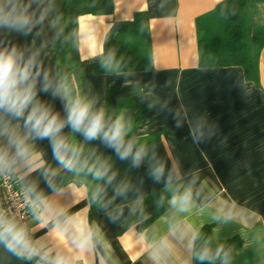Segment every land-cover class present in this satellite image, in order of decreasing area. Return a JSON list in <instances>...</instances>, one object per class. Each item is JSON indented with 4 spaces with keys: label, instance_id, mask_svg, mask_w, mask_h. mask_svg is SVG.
I'll use <instances>...</instances> for the list:
<instances>
[{
    "label": "crops",
    "instance_id": "obj_1",
    "mask_svg": "<svg viewBox=\"0 0 264 264\" xmlns=\"http://www.w3.org/2000/svg\"><path fill=\"white\" fill-rule=\"evenodd\" d=\"M51 0H17L31 17L28 28L12 31L0 28V51L13 47L25 60L35 56L42 72L49 73L53 87L61 80L57 74L54 19ZM222 0H112L110 14H82L78 17V52L82 64L100 61V55L81 60L87 48L99 51L114 21L133 19L144 11L148 18L152 68L149 70L89 73L82 77L84 98L105 106L108 88L114 90L136 84L142 109L131 139L143 147L145 156L139 167L131 159L120 160L98 140L90 151L109 158L115 177L106 185L107 197L90 215V223L100 227L108 248L98 247L93 264L102 255L105 264H192L193 236L209 225L218 242L238 237L234 256L219 264H264V46L258 60L259 85L246 80L241 66H200L198 64L195 19ZM254 25L264 23V5L253 6ZM37 82V100L63 117L64 103ZM67 82V81H66ZM68 84V82H67ZM115 107V99L111 105ZM136 108H123L122 117L131 123ZM67 132V129H65ZM154 138L142 143L148 137ZM128 138V139H129ZM140 142V143H139ZM53 168L56 162L47 140L36 141ZM163 167L159 180L152 176ZM111 174V173H110ZM55 181L63 194L53 192L40 171L21 178L18 184H34L49 199L68 207L70 213L83 209L89 199L74 203L67 185ZM101 183H105L102 181ZM178 183L188 194L187 204L172 197L166 209L154 220L138 228L128 222L142 212L146 195ZM123 189L117 195L115 190ZM109 215L116 217L115 221ZM29 227L36 229L30 214ZM52 225L34 232L46 247L62 251L61 242L51 232ZM47 234V235H46ZM34 264V262H33Z\"/></svg>",
    "mask_w": 264,
    "mask_h": 264
},
{
    "label": "clouds",
    "instance_id": "obj_2",
    "mask_svg": "<svg viewBox=\"0 0 264 264\" xmlns=\"http://www.w3.org/2000/svg\"><path fill=\"white\" fill-rule=\"evenodd\" d=\"M30 22L27 8L21 7L17 0H0V28L21 31L28 28ZM87 52V55L82 53L81 60L103 55V48L96 51L89 47ZM111 59L110 55L109 62ZM41 76L40 90L48 92L51 89L52 95L64 103L63 117L37 100V82ZM130 131V123L122 116L113 119L103 107H95L94 101L74 94L66 80L53 87L49 73L42 72L35 56L25 60L15 47L0 51V177L5 180L16 176L23 178L40 171L52 191L59 195L63 193L55 181L64 183L63 172L73 178L67 187L74 197H78L74 203L89 199L91 191L89 203L70 213L68 207L49 199L34 184L22 186L17 196H22L23 203L18 208H26L37 227L31 229L23 222L24 215L0 205V244L5 251L16 256L22 264L25 261L28 264H93L97 248L109 246L100 227L89 222L88 212L92 203L106 207L102 201L112 199L107 197L106 185L111 184L115 173L109 158L97 155L95 150L86 153L85 145L98 140L118 159L130 158L132 165L139 167L145 150L142 146L135 147L134 139H126ZM81 136L82 141L78 139ZM38 140L48 141L56 168L44 158L43 150L36 147ZM162 173L163 167H156L151 174L159 180ZM122 192L120 188L115 190L117 195ZM178 199L181 204H187L189 196H173V206ZM109 219L114 222L116 217L109 215ZM49 224L53 226L51 232L61 242L62 251L54 252L45 246L42 238L34 235L36 230L47 228ZM196 258L203 262L211 257L205 250ZM99 264H105L102 255Z\"/></svg>",
    "mask_w": 264,
    "mask_h": 264
},
{
    "label": "trees",
    "instance_id": "obj_3",
    "mask_svg": "<svg viewBox=\"0 0 264 264\" xmlns=\"http://www.w3.org/2000/svg\"><path fill=\"white\" fill-rule=\"evenodd\" d=\"M54 19V44L57 74L65 78L73 93L84 98L82 77L89 73L125 72L149 70L152 68L151 41L148 18L144 11L136 12L133 19L114 21L105 35L103 55L100 61L82 64L78 52V17L82 14H110L112 0H51ZM264 5V0H222L210 11L196 17L198 64L200 66H241L246 80L259 85L258 60L264 46V23L254 25L253 5ZM112 56L109 62L108 57ZM140 88L128 85L114 90L108 88L104 109L113 119L122 116V109L136 108L131 119V137L139 123L142 109L138 103ZM115 99L114 109L110 106ZM127 137L126 139H128ZM154 138L148 137L142 143ZM83 140V137H78ZM92 142V141H91ZM85 145L90 152V143ZM140 143V142H139ZM94 159V157H93ZM71 179L72 176H71ZM89 182L92 178L88 177ZM94 183V182H93ZM181 193L178 183H173L145 196L142 212L130 219L138 228L147 225L167 207V200ZM91 191L89 192V201ZM98 209V203L91 204L90 215ZM195 235L192 249V264H219L234 256L240 246L238 237L215 242L209 225L202 226ZM208 250L210 259L201 262L196 257ZM219 253L217 255V252ZM28 264V262H23Z\"/></svg>",
    "mask_w": 264,
    "mask_h": 264
},
{
    "label": "built area",
    "instance_id": "obj_4",
    "mask_svg": "<svg viewBox=\"0 0 264 264\" xmlns=\"http://www.w3.org/2000/svg\"><path fill=\"white\" fill-rule=\"evenodd\" d=\"M21 186L18 184L15 177L5 180L0 177V205L5 209H11L13 213L17 211L24 215V223L29 225L30 214L26 208H18L19 204L23 203L22 196H17L21 191ZM27 213V214H25Z\"/></svg>",
    "mask_w": 264,
    "mask_h": 264
},
{
    "label": "water",
    "instance_id": "obj_5",
    "mask_svg": "<svg viewBox=\"0 0 264 264\" xmlns=\"http://www.w3.org/2000/svg\"><path fill=\"white\" fill-rule=\"evenodd\" d=\"M0 264H22V262L11 253L5 251L2 244H0Z\"/></svg>",
    "mask_w": 264,
    "mask_h": 264
}]
</instances>
